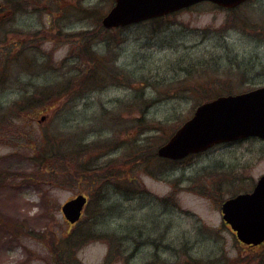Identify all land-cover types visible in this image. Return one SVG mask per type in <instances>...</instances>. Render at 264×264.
I'll return each mask as SVG.
<instances>
[{"label": "rangeland", "instance_id": "1", "mask_svg": "<svg viewBox=\"0 0 264 264\" xmlns=\"http://www.w3.org/2000/svg\"><path fill=\"white\" fill-rule=\"evenodd\" d=\"M13 1L25 11L13 14ZM13 1L0 0V111L13 109L28 86L61 99L34 117L0 114V264H57L76 233L92 238L66 255L67 264L261 258L220 226L216 203L264 174V142L218 145L175 167L156 150L199 104L264 86V0L235 11L202 3L162 22L108 31L100 19L113 0ZM83 46L107 65L105 81L79 82L93 69ZM7 58L20 62L6 70ZM46 139L60 156L54 169L37 163ZM211 184L210 199L200 197ZM171 191L173 206L158 201ZM77 194L90 201L73 230L60 207Z\"/></svg>", "mask_w": 264, "mask_h": 264}, {"label": "water", "instance_id": "2", "mask_svg": "<svg viewBox=\"0 0 264 264\" xmlns=\"http://www.w3.org/2000/svg\"><path fill=\"white\" fill-rule=\"evenodd\" d=\"M246 0H115L103 16L105 29L122 28L162 17L200 2L231 9ZM44 120V116L39 122ZM256 137L264 140V87L236 95L220 96L199 105L192 117L157 149V155L183 159L219 144ZM86 204L82 195L65 202L61 211L70 224L76 223ZM223 219L239 241L258 245L264 241V175L252 194H240L222 204Z\"/></svg>", "mask_w": 264, "mask_h": 264}, {"label": "trees", "instance_id": "3", "mask_svg": "<svg viewBox=\"0 0 264 264\" xmlns=\"http://www.w3.org/2000/svg\"><path fill=\"white\" fill-rule=\"evenodd\" d=\"M11 1H13V0H11ZM12 5L13 6L11 7V9L14 10L13 13L25 11L24 8L23 9L20 8L22 10L18 9L19 7L17 5V2L13 1ZM30 11H36V10L32 9ZM85 11H89V10L86 9ZM164 20H166V19L163 18V19H159V20H154L153 23L162 22ZM15 47H17V44H15ZM79 50H81L82 56L87 57L90 60L91 65H93V67H92L93 69H91L87 75L84 74L79 79V82H83L85 86H90V81L92 82V85L99 84L101 80L105 81L106 78L108 77L107 76L108 72H107L106 67H105L107 65H105V62H102V60L99 59V56L96 53H94V52L89 53L86 46H83V48L79 47ZM19 62L20 61H16L15 59L7 58L5 61L2 62V66L4 69L7 70L12 65H14V64L16 65ZM108 68L110 69V66H108ZM41 72H43V64H42V66H40L39 71L37 72L36 75H39ZM2 77L4 80L5 77L4 76H2ZM63 88L67 89L68 83ZM60 89L58 90L59 92H61ZM21 90L23 91V93L21 94V99L18 100L13 105V109L11 107H8V109L1 110L0 114H5L6 112H3V111L6 110V111H9L8 113H10V112L16 113L15 115H17V117H16L17 119H20V116L34 117L43 111L46 112L47 110L50 111V110L54 109L56 107V104H53V102L55 100L61 99V95L59 96L58 94L51 91L49 88H39V87H31L30 88L28 86V89H21ZM1 120H3V118L0 119V121ZM5 123H6V120L3 121V124H5ZM57 140L58 139H55V141H57ZM45 143L46 144H44L43 147L40 146L38 149L42 153H40L36 157V159L38 161L37 163L40 165L46 164L48 166H51L53 169L57 168L59 166L58 162L61 160H60V156L57 153L56 143H52L51 141H49V139H46ZM80 150L82 151L81 156H83L84 150H82V149H80ZM69 153L70 152L65 151V152H62V155L65 157ZM81 163H82V161L78 165H80ZM69 236L73 237L74 234L70 233ZM90 238H92L91 233H80L79 235H78V233H76L74 238L68 240L71 242H77L76 245L71 244V242L70 243L68 242L69 244L65 245V250L67 252L62 253L61 255L56 254L57 264H67L66 259H69V257H72V256L68 257L66 255H68L71 252L73 253L74 252L73 248H76V246H78V247L81 246L82 244L80 242H84Z\"/></svg>", "mask_w": 264, "mask_h": 264}, {"label": "flooded vegetation", "instance_id": "4", "mask_svg": "<svg viewBox=\"0 0 264 264\" xmlns=\"http://www.w3.org/2000/svg\"><path fill=\"white\" fill-rule=\"evenodd\" d=\"M114 1L115 0H113L112 2H113V4H114ZM250 0H248L247 2H249ZM247 2H245V3H247ZM210 4V3H209ZM212 6H214V7H216V8H218V9H220V10H225V11H235L239 6H237V7H235L234 9H222V8H220V7H217V6H215V5H213V4H211ZM193 7V6H192ZM191 7V8H192ZM187 9H190V8H187ZM169 16H167V17H162V18H158V19H154V20H159V19H166V18H168ZM203 72V71H202ZM263 87V86H262ZM201 154H203V153H199V154H194V155H191V156H188V157H186V158H184V159H182V160H169V159H161V160H164L167 164H170L172 167H175V166H181L182 164H184V163H186V162H188V160H189V158H191V157H195V156H198V155H201ZM185 166V165H184ZM263 175V174H262ZM261 177V176H260ZM259 177V178H260ZM259 178L257 179V180H255V181H252L251 183H249L248 184V189L247 190H245V191H243V192H241V191H238L235 195H233V196H231V197H229V198H232V197H236V196H238V195H240V194H245V193H248V194H252V193H254V191H255V189H256V186H257V183H258V181H259ZM90 185H94V184H96V182H94V183H89ZM204 188V193H202V194H204L205 195V197H203V198H205V199H207V200H209L210 198H207V196L208 195H210V194H212L215 190H214V188H213V186H212V184L211 185H209V186H201L200 188H199V190L200 189H203ZM209 192H210V194H209ZM174 195H175V191H171V192H169L164 198H161L160 200H158V201H162L163 203H164V205L165 206H170V205H172L171 203H176V199L174 198ZM201 194H199V196H200ZM86 198H87V201L89 202L90 201V194H86ZM171 201V202H170ZM223 201L224 200H220V201H218L217 203H216V205L218 204V207H219V210L221 209V205L223 204ZM173 206V205H172ZM221 213V212H220ZM221 225H224L225 227H227V228H229V230H230V232L231 233H233L234 234V231H232V229L230 228V226L228 225V224H226L225 222H223L222 221V224H220V226ZM236 241L240 244V246H242L244 249H247V250H250V251H252V252H254V253H259V254H261V255H259V256H262L261 258L259 257L257 260H256V262L254 263V262H252L251 264H264V242L263 243H261L260 245H257V246H251V245H244V244H242V243H240L237 239H236ZM39 245H41L42 247H43V240H41V241H38L37 242ZM41 258V257H40ZM247 258V257H246ZM71 258H69V259H67L68 261L70 260ZM244 259H245V257H244ZM241 260V261H239L240 263H238V264H250L248 261H246V260ZM191 261H193V258H192V256H190L188 259H186L185 261H184V263L183 264H193ZM72 263L74 262L73 260L71 261ZM19 264H29V262L28 261H26V260H24L23 262H21V263H19ZM74 264V263H73ZM175 264H180V263H175Z\"/></svg>", "mask_w": 264, "mask_h": 264}]
</instances>
